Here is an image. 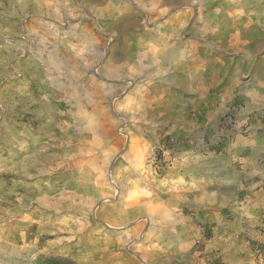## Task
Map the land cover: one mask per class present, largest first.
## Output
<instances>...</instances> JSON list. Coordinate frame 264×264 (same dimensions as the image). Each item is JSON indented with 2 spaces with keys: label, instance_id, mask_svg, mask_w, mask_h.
<instances>
[{
  "label": "rangeland",
  "instance_id": "obj_1",
  "mask_svg": "<svg viewBox=\"0 0 264 264\" xmlns=\"http://www.w3.org/2000/svg\"><path fill=\"white\" fill-rule=\"evenodd\" d=\"M250 101L264 0H0V264H264L252 200L215 246L110 205L158 185L176 128L206 137Z\"/></svg>",
  "mask_w": 264,
  "mask_h": 264
},
{
  "label": "crops",
  "instance_id": "obj_2",
  "mask_svg": "<svg viewBox=\"0 0 264 264\" xmlns=\"http://www.w3.org/2000/svg\"><path fill=\"white\" fill-rule=\"evenodd\" d=\"M260 103L250 101L233 109L234 119H217L201 133L206 137H193L200 132L193 128L188 141V133L176 128L175 159L157 179L158 185H146L145 177L134 181L110 204L112 210L127 214V223L134 226H140L135 217H147L164 244L195 246L200 232L209 244H223L239 203L245 208V202L252 200L264 213V112L260 111L264 105ZM214 135L223 136L219 145ZM203 148L206 155L198 152ZM106 206L101 204V209Z\"/></svg>",
  "mask_w": 264,
  "mask_h": 264
}]
</instances>
